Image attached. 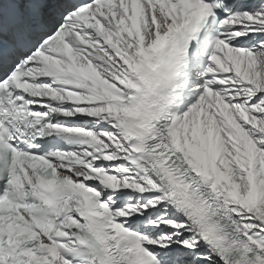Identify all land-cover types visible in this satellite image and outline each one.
Instances as JSON below:
<instances>
[{"label":"snow or ice","instance_id":"obj_1","mask_svg":"<svg viewBox=\"0 0 264 264\" xmlns=\"http://www.w3.org/2000/svg\"><path fill=\"white\" fill-rule=\"evenodd\" d=\"M0 264H264V0H0Z\"/></svg>","mask_w":264,"mask_h":264}]
</instances>
